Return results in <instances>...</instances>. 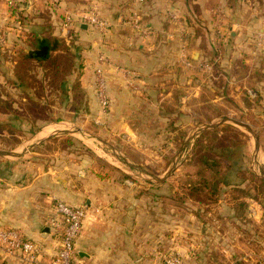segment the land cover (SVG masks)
<instances>
[{
  "label": "crops",
  "instance_id": "obj_1",
  "mask_svg": "<svg viewBox=\"0 0 264 264\" xmlns=\"http://www.w3.org/2000/svg\"><path fill=\"white\" fill-rule=\"evenodd\" d=\"M93 3L110 22L106 40L96 36L90 43L111 58L105 70L112 97L107 114L99 109L89 71L97 62L95 49L87 53L88 71L81 79L92 111L100 110L94 116L97 120L108 118L115 132L123 130L128 138L137 136L139 142L147 141V124L129 123L127 113L164 112L169 102L165 99H170L177 88L188 86L191 95L209 94V102L220 107H226L227 99L234 97L237 110L250 113L255 125L264 128V0H147L139 5L133 0H0V47L31 52L51 40L48 33L67 39L70 31L64 27L65 14L84 11ZM170 8L186 19L190 32L187 46L194 59L215 60L218 53L215 78H205V73L203 79L194 74L190 78L179 63L181 41L168 15ZM220 10L225 13L223 21ZM132 12L153 30L151 36L142 37L125 26L124 20ZM220 24L229 35L219 40L215 49L213 34ZM71 28L86 36L93 33L82 22H74ZM130 39L134 40L132 47ZM122 67L128 74L119 70ZM128 78L142 87L141 101L128 90ZM188 97L184 94L180 98L182 111L189 109ZM64 127L45 123L34 139ZM44 142L48 144L51 139ZM40 146L31 157L0 162V225L14 227L24 238L37 242L41 256L29 263L19 255H2L0 264L50 263L61 239L49 220L57 199L87 208L76 241L77 264H165L159 255L171 250L185 254L186 264H255L249 255L255 244L248 241L264 240V216L258 202L246 200V217L237 199L223 198L208 208L193 202L192 209L185 211L175 201L154 194L165 185L151 189L154 195H148L145 186L124 183L120 170L87 154L78 155L80 149L79 153L64 148L50 152L42 143ZM93 163L96 166H89ZM259 251L264 252V247Z\"/></svg>",
  "mask_w": 264,
  "mask_h": 264
},
{
  "label": "rangeland",
  "instance_id": "obj_2",
  "mask_svg": "<svg viewBox=\"0 0 264 264\" xmlns=\"http://www.w3.org/2000/svg\"><path fill=\"white\" fill-rule=\"evenodd\" d=\"M136 5H139L138 3L134 2ZM94 5H90L87 9L84 11L82 10H71L65 14V16L68 13H74V14H83L90 11L91 7ZM68 8V7H67ZM101 11V10H100ZM65 12V10H64ZM136 12H132L129 17L126 18L124 21H130L131 18L136 17ZM64 15V14H63ZM101 16L104 19H107L101 12ZM139 16V15H138ZM65 18V17H64ZM142 20V19H141ZM75 22H82L86 23L87 26H90L91 31L93 33H88L87 36L85 35V32H81L79 30L78 33H76V36L73 39H76V43L72 42L73 39H71L69 42V45H75L76 49L78 48V52L80 53L79 60L82 61L83 64V70H82V76L85 74L88 70L86 69V61L90 58H88L87 53L91 50H94L95 47L91 46V40H93L96 36H99V38L102 41V38L106 40V32L107 31H101L100 29L94 28L92 25L88 24L87 22H84L83 19L79 18L78 16L74 19ZM143 22V21H142ZM125 26H128L130 30L132 29V26L130 23H127ZM71 28L69 31L71 33ZM124 30L126 28H123ZM83 34V35H82ZM138 34V33H136ZM49 37H53L52 40L48 41L50 44V51L52 50V47H57L62 49L63 43L59 40L62 38H65L64 36L59 37L58 35H51L48 33ZM139 35V34H138ZM190 35V32H188V37ZM215 35V34H214ZM229 35V31L226 32V35L222 38H226V36ZM56 39V40H55ZM215 41V40H214ZM213 44L215 49L218 47V41L214 42ZM91 43V44H90ZM130 47L134 45V40L130 39ZM188 45V44H187ZM62 47V48H61ZM181 49V46H180ZM11 51H7V48H4L1 50V56H0V75L4 76L3 80H0L1 83H6L5 76H10L13 69V57L16 56L12 48ZM87 52H86V51ZM98 50V51H97ZM27 51V50H25ZM96 52V59L97 60L99 54L104 53L107 55V57L110 59V55L106 53L104 49H95ZM57 53H65V55L70 56L68 52L59 50ZM190 53V52H189ZM9 54V56L7 55ZM89 54V53H88ZM11 56V57H10ZM191 56V53H190ZM218 53H216L217 59L214 60V58H202V59H194L192 56V59L194 60V64H199L201 62H208L212 65V71L208 70H201L200 68L193 67V66H185L183 63H181L180 60V50H179V63H181L185 69L188 70L186 73L191 76L198 75L200 79H203L205 74H208L205 76V78H215L218 71L216 70V66L218 62L220 61V57H217ZM94 64V59L92 60ZM94 67H91L89 71H91L92 78H93V85L95 89V65ZM107 68V67H106ZM125 68H120L121 72H124L128 74V71L124 70ZM190 70V71H189ZM79 72V73H80ZM34 75L37 76V79L39 82L35 83V86L37 89H40L43 85L48 87L47 81H43L45 74L43 72L42 67H36L34 69ZM77 73V75H79ZM205 73V74H204ZM214 74L212 76L211 74ZM106 74V72H105ZM50 75L53 77V72L50 73ZM60 77V76H59ZM59 77L57 78L59 80ZM74 78V76L72 77ZM108 79V78H107ZM129 79V78H128ZM130 83H134L139 87V90H135L130 86L128 83V90L132 93V96L134 98L138 97L142 98L144 95H141L143 93V89L140 86V84L133 79H129ZM58 83V81H57ZM81 83V89L79 92L73 90L72 98L74 95L78 96V99L71 100L68 105L67 111H59L60 110V97L56 96V94H59L58 92L51 93L50 88L48 87L47 90V96L45 97V100L42 102V105L45 107V109L48 112H39L37 111L34 114L27 113L30 118L31 117H40L39 119L36 118L34 122L29 121V123H21L19 125V122L17 121V125H19L18 133L17 135H10L8 132H3V134H0V149L8 150V151H15V152H23L21 156L11 157V156H4L0 155V162L4 160H10V159H18L23 157L24 155L26 157L33 156V152L37 150L38 147H41V143L37 146L28 149L30 144L35 142L34 135L36 130L40 128L43 124H45V120H48L50 118L53 119V121H50V124H62L64 125L65 129H73V128H81L88 134H91L93 136H96L100 138L103 141L100 140H90L85 139L82 137L79 133H65L60 135H54L51 137V142H48V144H45L46 142H42L43 147L46 149V151H52L56 149H62L73 151L74 153H79L78 155H84L87 154V157L89 158H95L97 159L96 162H103L106 165L120 170L123 175V182L126 184L131 185H142L145 186L146 192H148V195H157L159 198L162 199H171L176 202V205L186 210L192 209L193 202H198L194 200V197H192V191L191 185H196L199 181H201L203 178L200 174L201 166L195 161L192 157L193 154V146L195 143L196 138L203 132V128L207 124L211 123H217L220 122L224 118H231L238 121H243L244 123L248 124L252 130L255 133V136L258 138V147H256L255 142V136L244 129L243 127H240L232 122H225L224 124H221L220 126L225 125H233L243 133H245L244 142L246 143L244 146V154L245 157L242 160L243 166H230L228 165V162H224V165L220 168L221 169V179L224 178L225 181H227V184H233V187L226 188L225 186L227 184H221V191H218L217 193H208V192H199L196 193L198 197L205 200V202L200 204H204L205 206L210 207L212 204L218 202L221 199H237L241 201V208L240 210H243L242 215L243 217L248 216V212L246 211V200L252 199L255 202H258L260 205V208L263 210V216H264V182L262 179H264V128L260 126H256L255 119L250 115V113L247 112H240L237 110V105L233 98L227 99V105L219 106L217 103L209 102L210 97L209 94H202L200 93L198 96L191 95L192 89L188 86L177 88L176 92L171 95V98L165 99L166 101H169L168 104L165 105V111L156 113L154 110H145L138 112H128L127 118L129 120V123H138L142 122L147 124V141L139 142V139L137 136H131L130 138L126 137L123 133V130H118L115 132V130H112V121H105L103 120H97V116L99 114L100 103L97 98L96 92V98L97 103L99 105V109L95 113L92 111V101L88 94V92L85 90V88ZM10 91H12V87L8 86ZM110 89V88H109ZM161 90V88H160ZM111 92V89H110ZM14 96L12 99L16 102L15 105L17 107L23 106L25 104V101L20 97L17 96V92L13 91ZM79 93V94H78ZM144 94V93H143ZM187 94L189 97L186 100V106L190 109H185L182 111L180 108L182 106V103L180 102V98ZM80 95L82 96L80 98ZM81 99V100H80ZM52 100V104L54 106H51V108L48 107L47 101ZM136 108L139 109V103L136 102ZM15 106V107H16ZM147 107V106H146ZM237 110V111H236ZM50 113V114H49ZM25 114V112H24ZM60 115H62L61 120L59 119ZM96 115V117H94ZM2 117V116H0ZM147 117V120L144 121V118ZM1 125V124H0ZM3 125V124H2ZM150 126V127H148ZM218 126V127H220ZM135 131L136 125H132ZM212 129V128H210ZM41 130V129H40ZM64 130V129H63ZM208 130V129H205ZM1 133V128H0ZM128 133V132H127ZM192 135V138L189 142L186 143V140ZM233 136V135H230ZM70 137L73 138L72 141L69 142L67 140ZM234 137V136H233ZM241 138V136H239ZM20 141L21 143H17ZM80 149V150H79ZM74 150H77L78 152H75ZM121 154L126 160H128L133 165H130L125 159L119 156ZM16 160V161H20ZM26 159V158H24ZM89 163V162H86ZM1 164V163H0ZM175 165V169L171 172L169 175V171L171 167ZM89 166H96V163H93L92 165L89 164ZM207 178L210 180L207 182V184H212L215 181L212 179V176L209 175V173L206 174ZM160 185H165L161 188L160 191L154 192L151 189H159L158 187H161ZM225 187V188H224ZM154 192V194H153ZM261 232V231H260ZM259 232V233H260ZM254 234V233H253ZM252 234V235H253ZM248 242H251L255 244L253 247L255 250H250L249 255L251 256H259L264 255V252H260L259 250L264 247V240H250ZM257 246V247H256ZM256 247V248H255ZM171 254H177L182 257L184 260L185 254H183L180 251H168L164 254L159 255L162 262H165L166 259ZM185 262V260H184ZM186 264V263H185Z\"/></svg>",
  "mask_w": 264,
  "mask_h": 264
},
{
  "label": "trees",
  "instance_id": "obj_3",
  "mask_svg": "<svg viewBox=\"0 0 264 264\" xmlns=\"http://www.w3.org/2000/svg\"><path fill=\"white\" fill-rule=\"evenodd\" d=\"M75 36L76 31H71L67 39H59L63 43V48L52 47V50L49 51L46 57L30 55V52L24 49H17L14 52L16 56H12L14 58L12 73L10 76H5L6 83L0 82V116H2L0 117L1 135L3 132H8L10 135H17L19 125L22 122H34L36 118H40H30L26 115L27 113L34 114L37 111L48 112L42 105V102L47 96L48 87L51 93H59L56 94V96L61 99L59 102V111L61 112L68 110V105L72 99L75 100L79 98L77 95H74L72 98L71 95L73 90L79 92L81 89L80 81L82 82L81 72L83 70L82 61L79 60L80 53L78 52V48L76 49L75 45H69V41ZM50 39L52 40L53 37H50ZM75 40L76 39H73L72 42L76 43ZM1 50L2 48L0 47V52ZM8 50L11 51L10 49H7V51ZM59 50H61V52H68L70 56L65 55V53H57ZM7 55L9 56V54ZM39 66L43 68L45 74L43 81H47L48 87L43 85L40 89H37L35 83L39 82V80L33 72L34 69ZM52 72L53 77L50 75ZM77 73H79V75H77ZM73 76L74 78H72ZM58 77L59 80L57 79ZM9 85L12 87V91H10ZM14 90L17 92V96H20L25 101L23 106L17 107L15 105L16 102L12 99ZM81 97L80 95V98ZM47 105L49 108L54 106L52 100L47 101ZM61 116L62 115H60L57 120H61ZM17 121L19 125H17ZM50 121H53V119L50 118L45 120L46 123H50ZM39 129L40 128H38V130ZM38 130H36V132ZM239 136H241V138H239ZM242 137H245V133L233 125L228 124L204 130L196 138L192 157L201 166L200 174L203 179L196 183V185H191L192 197H194L195 201L201 203L205 202V200L198 197L196 193H217L221 191V184H227L224 178L221 179L220 168L224 165V162H228L229 167L243 166L241 162L245 157L244 146L246 143ZM67 140L70 142L73 138L69 137ZM17 143L21 142L18 141ZM207 173L212 176L215 183L207 184L210 180L206 176ZM262 181L264 182V179H262Z\"/></svg>",
  "mask_w": 264,
  "mask_h": 264
},
{
  "label": "built area",
  "instance_id": "obj_4",
  "mask_svg": "<svg viewBox=\"0 0 264 264\" xmlns=\"http://www.w3.org/2000/svg\"><path fill=\"white\" fill-rule=\"evenodd\" d=\"M138 4H143L147 0H133ZM170 20L176 26L175 36L181 41L180 60L185 66H193L201 70L212 71L211 63L201 62L194 64V60L190 56L187 39L188 27L185 17L175 8L168 10ZM220 19H225V13L219 11ZM83 19L84 22L92 25L94 28L106 31L110 22L101 16L100 8L94 4L90 11L83 14L68 13L64 18L65 29L70 30L74 24L75 17ZM130 23L132 29L142 37L151 36L153 30L142 22L141 17L136 14V17L131 18ZM227 29L223 24L217 25L214 30L213 40L217 42L226 35ZM110 59L104 53L99 54L94 68L95 71V92L100 103V109L104 114H107L111 109L112 97L109 89L108 79L105 74L106 67L110 64ZM214 76V74H211ZM130 86L135 90L139 87L134 83ZM87 217L86 206H73L68 202L57 199L54 201V213L50 217V225L56 231L61 233L57 253L54 255L49 264H77L74 260L76 254V241L83 229L84 221ZM16 256L19 255L24 261L33 263L37 262L41 256L40 245L33 241L24 238V236L14 227H5L0 225V256ZM255 264H264V255L252 256ZM165 264H185L180 255L171 254L165 261Z\"/></svg>",
  "mask_w": 264,
  "mask_h": 264
},
{
  "label": "water",
  "instance_id": "obj_5",
  "mask_svg": "<svg viewBox=\"0 0 264 264\" xmlns=\"http://www.w3.org/2000/svg\"><path fill=\"white\" fill-rule=\"evenodd\" d=\"M49 51H50V44H49V42H46V43H43L38 49L32 50L30 52V55H40V56L46 57V56H48ZM225 122H232V123H234V124H236V125H238L240 127H243L244 129H246L247 131H249L250 133H252L255 136L254 131L252 130V128L248 124L244 123L243 121H238V120H234V119H231V118H224L220 122L207 124V125L204 126V128L202 130L204 131L205 129L218 127L221 124H224ZM72 131L74 133L81 134L82 137H84L85 139H91V140L95 139V140L103 141V140H101L100 138H98L96 136L88 134L87 132H85L81 128H73V129L68 128V129L60 130V131H57V132H55L53 134H50V135H48L45 138L36 140L32 144H30L28 149L37 146L38 144L42 143L43 141L50 139L54 135H60V134H65V133H70V132L72 133ZM191 138H192V135L186 140V143L189 142ZM255 142H256V147H258L259 142H258V138L256 136H255ZM23 152H25V151H23ZM23 152L21 153V152L8 151V150L0 149V155L11 156V157L21 156L23 154ZM119 156L122 157L123 159H125V161H127L130 165H133L128 160H126V158H124L121 154H119ZM174 169H175V165L173 167H171V169L169 171V175L171 174V172Z\"/></svg>",
  "mask_w": 264,
  "mask_h": 264
},
{
  "label": "bare ground",
  "instance_id": "obj_6",
  "mask_svg": "<svg viewBox=\"0 0 264 264\" xmlns=\"http://www.w3.org/2000/svg\"><path fill=\"white\" fill-rule=\"evenodd\" d=\"M91 140V139H90Z\"/></svg>",
  "mask_w": 264,
  "mask_h": 264
}]
</instances>
